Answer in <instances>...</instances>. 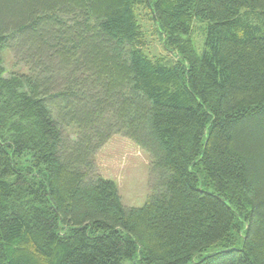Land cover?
<instances>
[{"label": "trees", "instance_id": "16d2710c", "mask_svg": "<svg viewBox=\"0 0 264 264\" xmlns=\"http://www.w3.org/2000/svg\"><path fill=\"white\" fill-rule=\"evenodd\" d=\"M115 136L151 157L142 208L99 173ZM126 263L264 264V0H0V264Z\"/></svg>", "mask_w": 264, "mask_h": 264}, {"label": "rangeland", "instance_id": "374dc122", "mask_svg": "<svg viewBox=\"0 0 264 264\" xmlns=\"http://www.w3.org/2000/svg\"><path fill=\"white\" fill-rule=\"evenodd\" d=\"M136 14L146 41L145 54L151 58H172L164 49L162 35L152 20L151 13L140 7L136 9ZM248 21L258 25L256 15H248ZM192 38L197 52L202 54L205 48L204 24L198 20L193 25ZM3 58L7 76L27 72L24 64L16 60L12 53L4 52ZM96 162L101 176L117 185L127 209L142 208L147 203L153 193L151 186L153 177L151 157L146 151L127 138L115 136L99 150ZM215 251L216 249H210L203 256Z\"/></svg>", "mask_w": 264, "mask_h": 264}]
</instances>
